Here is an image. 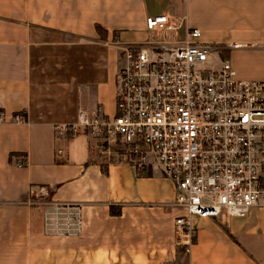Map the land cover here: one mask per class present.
I'll list each match as a JSON object with an SVG mask.
<instances>
[{
	"label": "crops",
	"instance_id": "0c3cea01",
	"mask_svg": "<svg viewBox=\"0 0 264 264\" xmlns=\"http://www.w3.org/2000/svg\"><path fill=\"white\" fill-rule=\"evenodd\" d=\"M155 15L199 29L240 79L264 81V0H0V264L178 258L173 183L153 168L109 163L87 133L54 131L74 124L80 107L115 115L120 46ZM30 189L51 205H79L81 232L46 234L53 208L28 205ZM193 227L187 264H264V209L226 223L194 217Z\"/></svg>",
	"mask_w": 264,
	"mask_h": 264
},
{
	"label": "built area",
	"instance_id": "2783aa9c",
	"mask_svg": "<svg viewBox=\"0 0 264 264\" xmlns=\"http://www.w3.org/2000/svg\"><path fill=\"white\" fill-rule=\"evenodd\" d=\"M182 22L149 16L145 30L175 32ZM120 47L115 115L80 107L74 124L54 131L87 133L109 163L160 168L175 189V243L188 253L194 217L226 223L264 209V81L240 79L221 48L202 41L199 29H185L179 40ZM30 196L28 205L53 208L44 217L46 234L81 232L79 205H51L42 200L43 189H30Z\"/></svg>",
	"mask_w": 264,
	"mask_h": 264
},
{
	"label": "rangeland",
	"instance_id": "374dc122",
	"mask_svg": "<svg viewBox=\"0 0 264 264\" xmlns=\"http://www.w3.org/2000/svg\"><path fill=\"white\" fill-rule=\"evenodd\" d=\"M179 24L176 23V25ZM184 28H181L178 31L175 32H148L145 29L143 31H140L137 34H134L130 37L131 41H136V42H140V41H145V40H151V39H156V40H167V41H171V40H179L181 38V35L183 34ZM117 40H113V42H115ZM115 44H117L115 42ZM121 56V55H120ZM123 63L122 57H121V65ZM240 64H242V62H240ZM151 160V159H149ZM155 171L160 172L161 169L160 168H153ZM179 251V250H178ZM186 257L187 254L185 252L179 251L178 254V258L176 259V261H174V264H187L186 261Z\"/></svg>",
	"mask_w": 264,
	"mask_h": 264
},
{
	"label": "trees",
	"instance_id": "16d2710c",
	"mask_svg": "<svg viewBox=\"0 0 264 264\" xmlns=\"http://www.w3.org/2000/svg\"><path fill=\"white\" fill-rule=\"evenodd\" d=\"M96 30H97L98 32L101 31V29H100L99 27H96ZM221 55H222V58H224V59L227 58V52H222ZM0 114H3V111H2V110H0ZM16 117H19V118L21 119L22 122L25 121V113H23V114H14V115H13V119H15ZM143 172H146V171H143ZM148 173H149V172H148ZM141 174H142V173H141ZM147 175L149 176V174H147ZM120 214H121V208H120V207H116V208L111 207V208H110V215H111V216H120ZM194 240H195V239H193V241H194ZM178 250H179V251H182V252H185V253L187 254V252L184 250L183 247H179Z\"/></svg>",
	"mask_w": 264,
	"mask_h": 264
}]
</instances>
